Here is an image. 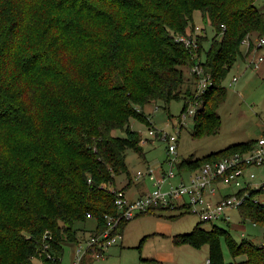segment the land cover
Segmentation results:
<instances>
[{"label":"trees","instance_id":"obj_1","mask_svg":"<svg viewBox=\"0 0 264 264\" xmlns=\"http://www.w3.org/2000/svg\"><path fill=\"white\" fill-rule=\"evenodd\" d=\"M255 1L0 0V264H61L63 245L77 242L75 224L93 220L91 235L106 229L105 217L118 214L106 186L128 174L127 150L142 154L141 136L129 128L130 119L148 124L139 108L181 99L182 115L198 103L192 136L218 132L222 82L241 44L264 35V11ZM196 11L215 32L207 51L206 37L192 26ZM178 36L194 37L197 48H186ZM195 65L203 75L193 79L210 82L196 97L194 89L183 90V69ZM254 142L182 160L177 169L196 171ZM257 194L251 190L238 212L264 228V206L252 202ZM202 224L173 236L174 245L207 246L209 264H264L260 246ZM221 241L230 257L244 260L224 262Z\"/></svg>","mask_w":264,"mask_h":264},{"label":"rangeland","instance_id":"obj_2","mask_svg":"<svg viewBox=\"0 0 264 264\" xmlns=\"http://www.w3.org/2000/svg\"><path fill=\"white\" fill-rule=\"evenodd\" d=\"M255 6L259 11H264V0H256ZM192 26L194 33L197 32V34L206 37L202 43V49L207 51L215 35L209 21H204L201 13L196 11L192 16ZM187 32L189 33V31ZM263 37L264 35L258 37L257 34H253L241 44V57L236 59L222 82L226 97L216 109L221 122L216 134L193 137V116L195 113L187 117L185 121L181 120V111L184 106V101L181 99L172 100L167 105L157 101L138 109L139 113L147 117L148 124L145 125L136 119H130L129 128L142 138H146L147 141L142 146V154L133 149L126 151L125 163L128 174L115 176L114 187L121 188L129 180H132L133 184H140L142 181L138 183L135 180L137 171L143 172L148 168L158 171L161 165L164 171L168 169L167 160L173 159V157L168 158L167 145L163 141L149 138L148 129L171 135H175L178 131L176 150L178 163L182 160L201 159L231 145L255 141L264 135V45L261 48H256L257 39ZM220 39L221 35L217 36V40ZM251 44L252 47L248 50ZM259 57H262L263 61L255 69L252 62ZM199 59L200 62H204V52ZM193 67L183 69L185 79L188 80H186L183 90L187 87L191 91L194 89L196 95L199 81L193 79ZM199 67L202 70V67ZM232 78H236V81L232 82ZM180 120L181 128L178 129ZM113 134L117 137L124 136V133L118 130ZM246 174H254L255 179L252 181L254 186L262 183L264 181V164L248 169ZM185 176H182L184 181ZM147 180L149 191H151L155 186L149 177L145 178V186ZM179 180L180 178H177L173 183L177 184ZM218 188L223 193L237 192L232 185H218ZM226 213L229 216V223L205 222L202 224V228L210 230L215 225L225 229L237 243L241 240H249L259 246L264 241L263 227L243 221L238 210H229ZM157 215L158 213L145 214L128 221L121 230L122 240L120 243L103 248V254L98 258L88 255V264H206L208 260L207 246L195 248L187 244L174 245L172 242L173 236L188 234L196 224L200 223L197 214L188 212L177 216L168 211L160 216ZM174 216L176 217L170 219ZM74 228L77 231V242L63 245L61 264L73 263L78 246L81 247V253L87 250L85 241L90 237L91 231L95 229V222L87 220L85 224H75ZM220 248L224 262L238 263L244 260L243 256L234 259L230 257L222 241ZM35 263L39 264L37 261Z\"/></svg>","mask_w":264,"mask_h":264},{"label":"built area","instance_id":"obj_3","mask_svg":"<svg viewBox=\"0 0 264 264\" xmlns=\"http://www.w3.org/2000/svg\"><path fill=\"white\" fill-rule=\"evenodd\" d=\"M175 40L184 44L186 48H197L194 37L178 36ZM256 42V48H261L264 45V37L257 39ZM262 61L263 58L259 57L252 62L255 69ZM198 67L199 65H195L192 71L196 75L202 76V70ZM198 81L195 97L202 94L210 84L205 77H201ZM235 81L236 78H232V82ZM197 108V103L190 104L185 113L181 115V120L185 121L187 117L192 116ZM181 120L178 129L181 128ZM147 135L149 138L160 139L167 145V156L168 158L173 157V159L167 160L168 169L164 171L161 165L158 171L152 168L143 172L137 171L136 180L149 177L155 188L136 199H129L125 196L124 191L106 186L108 192L115 196L114 205L118 214L114 217H105L106 229L101 233L91 235L85 241L87 245L85 252L81 253V247L78 246L72 264H88V255L98 258L102 255L103 248L117 244L121 238L119 229L121 222L131 221L152 209L167 208L171 213H177L181 209V211L197 214L200 222L203 223L228 222L229 216L226 212L238 210L250 196L251 190L258 192L257 195L252 196V202L264 206V181L254 186L252 183L255 179L254 174L246 175L248 169L264 164V135L255 140L247 152L235 153L219 161L205 163L196 171L185 172H180L177 169L178 131L175 135H171L148 129ZM146 141V138L141 137L140 145L144 146ZM184 175H186L185 181L182 178ZM177 178H180L179 182L173 183ZM218 185H232L237 192L218 197V189H220ZM259 246L264 249V241ZM45 248L47 247L45 246ZM206 264H209L208 260Z\"/></svg>","mask_w":264,"mask_h":264},{"label":"crops","instance_id":"obj_4","mask_svg":"<svg viewBox=\"0 0 264 264\" xmlns=\"http://www.w3.org/2000/svg\"><path fill=\"white\" fill-rule=\"evenodd\" d=\"M244 60V59H243ZM247 175V174H246ZM145 178L146 177H143V178H141L140 180H137L138 181V183L140 182V181H142L140 184H133L132 182L127 186V184H128V182L123 186V187H121V188H116V189H118V190H122L123 189V191H124V194H125V196L127 197V198H129V199H136V198H138V197H140V196H142V195H144L145 193H147L148 191H149V186H148V180L146 181V186H145ZM136 180V179H135ZM150 181V180H149ZM115 186V185H114ZM136 187V188H135ZM231 193H233V192H230V193H227V192H220V190H219V194H218V197H220V196H222V195H224V194H231ZM226 223H229V221L228 222H226ZM121 233V232H120ZM121 235V234H120ZM122 240V237L118 240V242L120 243V241ZM117 242V243H118ZM172 242H173V238H172ZM174 244V243H173ZM102 254H103V252H102Z\"/></svg>","mask_w":264,"mask_h":264}]
</instances>
